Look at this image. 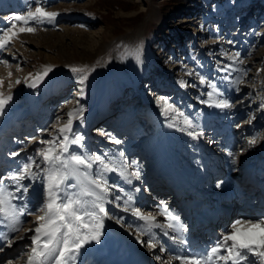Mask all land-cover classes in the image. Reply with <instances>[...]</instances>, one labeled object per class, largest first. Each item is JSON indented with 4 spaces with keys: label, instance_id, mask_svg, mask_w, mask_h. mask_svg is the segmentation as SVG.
<instances>
[{
    "label": "rangeland",
    "instance_id": "obj_1",
    "mask_svg": "<svg viewBox=\"0 0 264 264\" xmlns=\"http://www.w3.org/2000/svg\"><path fill=\"white\" fill-rule=\"evenodd\" d=\"M39 6L60 15L51 23L30 22L27 26L35 27V32H21L0 49V92L12 96L0 114V177H7L45 147L40 140L60 136L58 128L67 123V114L73 109L83 108V119H74L69 139L80 135L85 146L70 145V151L100 154L106 162H122L130 167V173L132 161L142 160L145 167L157 166L158 158L163 156L159 129L165 123L179 155L187 152L196 166L207 151L200 146L203 143H191L186 131L181 130L187 128L185 118L195 126L200 123L204 133L215 136L226 133L225 118L243 123L256 110L260 116L252 120L264 125V0H40ZM36 7V0H0V29L12 23L24 26L15 16L34 12ZM236 53L240 54L237 60L230 59ZM130 54L135 55V85L121 71L119 62V56L130 58ZM44 65L55 67L36 87H30ZM227 65L232 67L220 71ZM74 66H86L83 84L81 74L71 71ZM256 66L260 71L255 70ZM108 67L112 70L99 92L96 82ZM233 69H246L247 75ZM201 76L206 83H200ZM226 76L228 79H224ZM238 78L249 83L244 93V82L233 83ZM207 82L218 89L211 98L208 93L213 90ZM162 97L182 115L175 120V113L163 115V104L158 103ZM222 99L232 107H216L215 102ZM70 103L73 107L68 108ZM160 117L164 122H158ZM134 120L135 124L128 127ZM170 122L176 126H169ZM108 132L112 133L102 140ZM112 138L120 143H114ZM12 152L19 155L14 157ZM221 161L222 167L228 169L226 160ZM165 167L140 175L147 179L151 176L154 182H167ZM89 171L96 178L97 165ZM103 177L109 185L117 184L119 178L114 172L103 173ZM5 183L11 182L6 179ZM23 183H31V187L25 200L16 203L26 202L32 214L21 217L24 222L10 236L11 245H0V264L27 250L34 234L29 229L34 228L35 217L41 214L37 211L44 198L41 181ZM162 186L170 191L168 185ZM113 189L106 194L111 200L115 199ZM153 197L145 195L146 214H152L145 209L153 203ZM244 201L240 198L237 204H230L223 218L234 219L243 211Z\"/></svg>",
    "mask_w": 264,
    "mask_h": 264
},
{
    "label": "bare ground",
    "instance_id": "obj_2",
    "mask_svg": "<svg viewBox=\"0 0 264 264\" xmlns=\"http://www.w3.org/2000/svg\"><path fill=\"white\" fill-rule=\"evenodd\" d=\"M196 20L193 19L192 21ZM258 55L259 52H256L255 56ZM253 59L256 58L251 60ZM119 62L121 71L128 77L129 82L135 85L138 82L136 73L132 69L135 63V55L130 54V58L119 56ZM259 69V67H255V70ZM111 70L112 68L108 67L101 73L95 85L97 91L103 90ZM243 82L242 89L244 93L248 89L247 84L249 83L246 80ZM71 107H73V103L68 105V108ZM259 116L260 114L256 110L251 117H243L245 118L243 123H240L236 118H225L223 127L227 126L226 133L222 132L218 136H215L214 133H204L200 123L194 125V128H187L186 133L188 131L202 133L199 136L200 138L196 139L187 136L191 143H194V141L203 143L200 146L207 151L206 157H202L203 159L197 163V166L195 161H191V157L187 152L179 155V151L172 144V133L165 123L159 129L162 138L163 156L158 158L157 166L145 167L146 164L142 160L137 161L136 164H131H133V172L139 171L140 174L144 172L145 175L151 173L150 169L165 165L164 177L167 182H154V178L151 176L147 179L140 175L137 179L129 175L130 167L122 162L112 160L117 166V171L114 173L119 178L117 184H111L115 186L113 189L114 197L119 196L121 199L111 200L105 195L104 206L109 215L103 217V227L100 229L99 241H90L85 244L76 254L75 264H179V261H176L174 257L181 250L185 252L188 250H205L219 241L222 235L227 233L237 220L256 222L264 218V125L260 120H252ZM163 120L160 117L158 122ZM135 122L136 120L128 127H132ZM105 125L107 124L105 123ZM95 129L98 131V127ZM101 133L104 135L103 131ZM111 133L108 132L102 140L106 139ZM207 135L211 136L207 137ZM97 137L100 139V136ZM253 138L256 139V143L249 145L247 141ZM116 141L118 140L114 139V143ZM230 153L232 155H229ZM222 159H225L226 164H228L226 170L221 165ZM121 171L125 173L124 177H121ZM159 171L157 170V172ZM109 177L110 175H108ZM109 180L112 182L114 178ZM127 180H131V184L127 183ZM164 184L168 185L169 190L173 187L172 191L179 193L181 198L179 208L174 206L176 202H173L174 207L169 206V208H166L167 203L170 201L169 197L173 195L166 191L162 186ZM173 184L174 186H172ZM120 188H123L124 191L120 192ZM129 194L132 195L133 199L126 204L125 201ZM146 194L154 196L153 203L145 209L146 212L150 210L152 214H146L143 210L146 204ZM240 198L245 199L243 211L234 219L225 220L226 218L224 219L223 215L226 208L230 204H237ZM162 203L165 205H162ZM125 207L129 209L139 208L143 215H151L155 219L149 222L134 215L131 210L124 211ZM154 208H156V211H153ZM165 208L167 213L174 216L178 215L179 220L169 221L168 215L162 211ZM212 219H215L213 224L211 223ZM23 222L21 218V223L17 227L20 228ZM170 222L178 229L186 228V231H182V235L188 242L186 246H178L170 239V237L178 234L167 227ZM0 232H8L7 226L0 225ZM13 233L9 234V238ZM137 237H139V240ZM149 240L157 246L155 248L148 247L147 242ZM3 243L4 241L0 240V245ZM29 251L30 246L20 255L4 264H26V256ZM157 257H160V259H157Z\"/></svg>",
    "mask_w": 264,
    "mask_h": 264
},
{
    "label": "snow or ice",
    "instance_id": "obj_3",
    "mask_svg": "<svg viewBox=\"0 0 264 264\" xmlns=\"http://www.w3.org/2000/svg\"><path fill=\"white\" fill-rule=\"evenodd\" d=\"M36 4L34 12L28 11L24 16H15L14 19L21 21L24 26L18 27L16 23H12L7 29H0V49L8 46L13 39L18 38L21 32H35L37 30L35 27L27 26L30 22L35 24L51 23L60 15L59 12L45 11L43 7L39 6L40 0H36ZM6 19L11 20L12 17ZM239 55L236 53L230 59L237 60ZM238 62L243 64L242 60ZM54 67V65L42 66V71L36 73L34 82L29 86L36 87V84L43 80ZM231 67V65H227L220 71H228ZM233 70L242 71L243 75H247L246 69ZM71 71L81 74V84L87 79L86 66H74ZM192 74L189 73V75ZM29 77H32L31 73H29ZM224 79H228V77L226 76ZM199 80L201 84L206 83L202 76L199 77ZM16 83H20V81L17 80ZM180 83L182 87L186 86L183 81ZM207 83L213 90L208 93L211 98L214 93L218 92V89L214 83ZM233 83L239 85L243 83V80L238 78ZM237 90L239 89L237 88ZM80 94L83 95V90ZM11 100V95L6 96L0 92V114H3ZM158 103L163 104V115L168 116L169 113H175L176 115L172 117L173 120L177 115H182L174 105L168 102L166 97L160 98ZM202 103H208V101H202ZM215 106L222 109L232 107L226 99L215 102ZM67 115V123L58 128L60 136L53 137L51 140H40L39 142L45 147L39 149L34 157H28L26 162L8 173L7 177H0V225H5L8 228V232H0V240L8 245L13 243L9 234L19 231L17 225L21 223V217L32 214L26 202L16 203V201L25 200L31 187V183L26 185L23 182L25 180H40L44 188L43 202L37 209L41 214L35 217L34 228L29 229L34 234L30 237L31 245L26 256V264H75L76 254L85 244L90 241H99L103 217L109 215L104 206L105 195L109 194L115 186L108 184L103 173L115 172L117 166L111 160L106 162L105 156L100 154L89 155L70 151V145H79L83 148L82 136L75 135L69 139L68 135L72 132L74 119L78 118L82 122L83 108L73 109ZM184 123L187 128L195 127L188 118L184 119ZM169 126L175 127L176 125L170 122ZM187 128L181 130L187 131ZM187 134L194 139L202 135V133L193 131H188ZM116 143H120V141H116ZM247 143L253 145L256 143V139H249ZM10 155L15 157L19 153L12 152ZM120 156H123V153H120ZM132 163L136 164L137 162L133 161ZM94 164L97 165L96 178H92L89 171L93 169ZM120 175L124 177L125 173L121 171ZM129 175L139 179L140 172L135 171ZM6 179L11 183H5ZM126 182L131 184V180ZM119 191L123 192L124 189L120 188ZM115 199L120 200L121 197L117 196ZM132 199V195L129 194L125 203L128 204ZM129 210L149 222L155 219L151 215H143L139 208H124V211ZM162 211L168 215L169 221L179 220L178 215L167 213L166 208ZM167 227L178 233L170 237L174 244L187 245L188 242L182 235V231H186V228L178 229L171 222ZM20 238L23 239V237ZM137 239L139 240V237ZM147 244L150 248L157 246L151 240ZM174 259L179 261V264H264V218L256 222L237 220L212 247L201 251L188 250L185 252L181 250Z\"/></svg>",
    "mask_w": 264,
    "mask_h": 264
}]
</instances>
